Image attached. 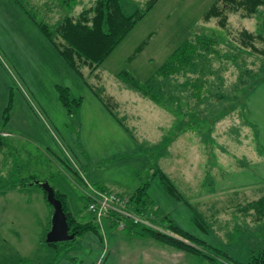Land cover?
<instances>
[{"label":"rangeland","instance_id":"1","mask_svg":"<svg viewBox=\"0 0 264 264\" xmlns=\"http://www.w3.org/2000/svg\"><path fill=\"white\" fill-rule=\"evenodd\" d=\"M51 1L59 5L62 0H47L40 5L43 9L50 8ZM89 1L92 4L95 2L71 0L70 3L86 7ZM147 1L123 0L130 14L143 8ZM192 1H164L153 8L100 67L99 73L103 78L100 85L119 103L116 114L138 137V150L148 154L151 162L161 167L191 206L202 214L207 230L202 231L193 221L194 211L186 203L171 197L165 185L155 179L150 195L160 209L159 216L169 215V219L183 231L213 248L226 251L233 261L246 263L253 252L264 249V217L246 209L249 203L264 197V145L259 139L260 127L256 126L248 107L257 89L264 88V56L244 46L240 34L243 29L260 33V21L259 18L243 19L241 14H236L234 18L229 13L227 27L222 28L218 19L205 21L204 15L209 9L206 11L205 6L197 2L191 5ZM39 3L37 0H0V134L9 143V147L0 151L5 154V157L0 155V179L46 177L49 173V182L55 192L59 193L61 181L69 189L79 219L88 222L86 201L54 163L58 158L64 160L66 164L62 163L71 166L82 181L63 148L76 164L79 161L68 149L65 137L56 129L61 125L69 138L74 135L77 144L81 141L82 145L80 124L75 115L70 116L72 122H62L63 118L53 112V120L51 114L39 105L35 92L29 87V70L32 69L30 65L35 52L29 40L37 39L32 38L34 33L29 31L31 20L23 9L29 11L36 8L35 16L30 13L43 20L38 10ZM203 37L214 38L217 44L210 52H200L192 67H184L169 77L161 78L159 84L164 87L162 104L145 99L117 77L118 73L127 70L140 82L149 81L183 43L197 42ZM142 45V51L129 63V58ZM256 46L264 50L263 42H258ZM252 73L260 74L258 78L263 80L245 99V91L254 83ZM78 89L75 86L71 93H76ZM53 95L49 88L45 91L49 102ZM140 96L142 99L138 101ZM220 96L228 99H219ZM53 104L51 109L57 103ZM8 107L11 108L8 124L3 127ZM31 122L34 128H29ZM16 127L21 131H16ZM6 132L10 133V138L4 135ZM77 165L80 166L79 163ZM36 201L32 197L33 214L40 216ZM9 214L8 224L16 220L11 218L15 216L18 221L24 217L29 219V210L26 212L20 205H12ZM43 224L42 221L41 233L36 224L30 228L29 224L25 226L26 232L19 238L21 243L34 239L37 247L30 261L18 264L223 262L165 245L158 249V245L155 248L148 237L124 238L129 234L127 230L109 227L107 222L104 232L97 225L99 233L79 235L68 246H50L45 242L47 233ZM20 225L16 221L17 231L24 227ZM29 231L33 236L29 237ZM0 236L7 240H2L4 255L6 242L10 248L11 242L8 241H16V236ZM229 264H233L232 261Z\"/></svg>","mask_w":264,"mask_h":264},{"label":"trees","instance_id":"2","mask_svg":"<svg viewBox=\"0 0 264 264\" xmlns=\"http://www.w3.org/2000/svg\"><path fill=\"white\" fill-rule=\"evenodd\" d=\"M159 1L160 0H148L143 8L130 14L127 12L123 0H97L92 7L83 11L78 17H67L55 29H52L47 23L38 21L26 8H24L23 11L62 57L65 63L82 80L93 96L117 119L114 114L113 98L108 95L106 89L100 85L102 77L98 71L104 62L128 37L136 25L148 15ZM229 13L234 15L241 14L243 19L259 18L261 26L260 33L256 34L243 29L241 30L240 36L244 46L249 47L252 52L264 56V50H259L256 46L258 42L264 43V0H218V2L205 13L204 20L211 21L212 19H218L220 26L226 28L229 20ZM216 44L217 42L214 38L210 39L207 37L198 38L197 42L187 41L183 43L174 52L169 61L158 70L157 74L144 83L136 79L127 70L118 73L117 77L122 83L129 86L141 96L155 103L162 104L164 100L161 92H164V87L159 84L161 78L169 77L184 67H192L194 60L200 55V52H210ZM143 47L144 45L136 50L133 57L129 58V63L135 59L142 51ZM251 76L254 83L250 85L249 90L245 91V99L250 97L251 92L257 89L263 80V78H258L260 77L258 73H252ZM91 80H94V82ZM57 93L59 94L62 106L68 112L69 116L77 115L84 104V98L74 96L69 87L59 86L57 87ZM219 99H228V97L220 96ZM10 110L11 108L8 107L4 123L2 124L3 127H6L8 124ZM117 121L123 125L118 119ZM7 147H9L8 141L0 134V151H3ZM116 160H118V158L103 162L97 165V167L101 168ZM61 161L65 163L64 160ZM155 179L160 180L165 185L171 197L175 198L177 201L186 203V205L194 211L193 221L195 220L197 226L202 231L206 232L207 229L203 225L202 214L191 206L190 202L177 189L161 167L152 162L148 173L144 176L142 185L128 194L131 211L153 223L159 212V209L156 207V204H154V200L150 195V188ZM37 180L39 179L36 177H18L9 180L0 179V192L24 187L40 188L33 185ZM44 194L46 196L45 192ZM56 197L63 203L71 234L75 233L77 238L79 235L89 232L99 233L97 224L94 221L85 224L79 223L68 213L63 195L56 192ZM48 206L52 210L51 205L48 204ZM246 209L247 211H254L256 215L260 217H264V197L249 203ZM151 214L154 218H150ZM161 219L162 221L160 223L158 222L159 224L154 222V225L162 229V231L155 230L142 224H134L126 220V227L124 230H127L129 233L127 235L129 236L148 237L187 254L223 260V262L220 261L221 263L219 264H229L230 261H232L233 264H264V249L253 252L246 263L233 261L226 251L213 248L201 239L180 229L173 220L169 219V215L167 217H161ZM120 220L121 218L115 216V219L108 218L107 223H109L110 227L119 228ZM75 240L57 244L68 246ZM57 244L49 245L57 246Z\"/></svg>","mask_w":264,"mask_h":264},{"label":"crops","instance_id":"3","mask_svg":"<svg viewBox=\"0 0 264 264\" xmlns=\"http://www.w3.org/2000/svg\"><path fill=\"white\" fill-rule=\"evenodd\" d=\"M37 1L39 3V0ZM70 1L71 0L59 1V5L54 4L51 1V7L43 9L40 4H45L47 0H41L38 5V10L42 15L43 20H38L37 18L36 19L40 22L47 23L51 28L56 27L57 25L59 26L67 17H78L83 11L92 7L97 0H95L93 4L91 1H89V6L86 7H84V5L82 4H79V6L78 4L73 5L70 3ZM164 1L170 0H160L156 6H158L160 3H163ZM196 2L198 4L204 5L207 11L215 3H217L218 0H193L191 2V5ZM35 9L36 8H34V10ZM34 10H29V12L34 15ZM233 17L235 18L237 16L233 14ZM29 25V31L34 33L32 38L37 39L29 40V43L33 45V49L35 51L33 52V62L30 65L32 69L29 70V87L35 92L36 99H38L37 101H39V105L43 107L48 114H51L53 120H55L53 118L54 112L59 117L63 118L62 122H66L67 120L68 122H72L68 112L64 109L60 102L56 88L59 86L69 87L71 91L75 88V86L79 88L78 91L76 93L73 92V94L76 97H83L84 104L77 115L74 116V118L80 124L79 133L83 144L81 145V141L80 144H77V139H75L74 135L69 138L65 133L64 127L60 128L61 125L59 126V128L56 127V129L63 137H65L66 143L69 146L68 149L72 150V153L79 161L78 163L80 165L79 167L81 172L89 182L97 187L110 189L121 194H126L128 196V194L142 185L144 176L149 171L151 159L149 156L143 154L138 150V146L136 145L137 142H139L138 137L116 114V109L119 108V103H117L116 99L112 97L114 104V114L123 125H121L117 121V119L105 109L101 102L93 96V94L85 86L82 80L65 63L62 57L57 53V51L53 48V46L49 43L45 36L35 27L32 21L29 22ZM101 80L103 81V78ZM102 81L100 82V84L102 83ZM48 88L54 92L53 97H51V102H49L45 96V91ZM142 97H137L138 101H140ZM55 102L57 103L55 105V108L51 109V105ZM248 107L249 111L252 114V117L254 118L253 120L256 126L258 128L260 127L259 139H261L260 141L261 143H263L262 145H264V88L257 89V92L251 99ZM32 116L33 119L37 120L34 115ZM30 127L34 128L33 122L29 124V128ZM16 131L21 130L18 129ZM8 134L10 133H4L7 138H10ZM44 134L49 138L46 132ZM43 141L46 142L47 140L44 138ZM0 155L5 157V154L0 153ZM114 158H118V160L112 161L101 168L97 167V165L103 162L110 161ZM50 159L53 162L52 158ZM57 162H54L55 166H57L59 168V171H61L70 179L72 185L75 187V189H77V191L81 193V197L82 199H84L83 194L79 188V185L82 184V181L79 178V174L75 172L71 166L63 164L59 158L57 159ZM49 177H51V175L48 173L46 174V177L37 178H40L39 180L42 181H50ZM60 182L59 189H57L58 192L61 193L65 198L68 213H70L71 216L79 223L85 224L94 221V217L88 212L86 205L85 211L87 215H89V221L81 222L77 213L78 209L73 205L74 202L71 198V195L69 194L68 187H64L63 183L61 184ZM36 188L37 187H24L16 190L0 192V235L12 234L16 236V238L14 239L16 241H8L11 242L10 248H8V243L6 242L7 240L5 238L2 239V237L0 236V264L24 263L27 262L31 256H33V252L37 247V245H35L34 243V239L29 241L24 240L25 242L22 243L19 239L21 237L20 234H24L26 232L25 226H27L28 224L29 228L32 227L33 224H36L38 230L41 233L40 224L43 221V227L46 230L45 232H49L51 226L52 211L48 206V202L46 200L44 192ZM32 197L34 200H37V212H39L40 216L33 214L35 201L32 202ZM12 205H20V208H24L26 212L29 210V219L27 217H24L22 221H18L17 217L15 216L11 218H14L16 220L8 224L7 218L10 215V207ZM8 208L9 210H7ZM16 221L19 225L20 222H22V225L20 226H24L18 231L15 229ZM161 221L162 219L158 214L153 223L155 222L157 224ZM31 236L33 235L29 231V237ZM123 237L127 239L147 238L129 235ZM123 237H121V240H124ZM2 240H6L5 242L7 244V250H5L6 254L4 255H2ZM150 241H152L151 243L155 246V248L156 245H158V249L161 248V245L164 246V244L154 239L150 238ZM30 263L31 262H29V264ZM139 263L146 264L145 262H136L135 264ZM155 263L159 264L157 262Z\"/></svg>","mask_w":264,"mask_h":264},{"label":"built area","instance_id":"4","mask_svg":"<svg viewBox=\"0 0 264 264\" xmlns=\"http://www.w3.org/2000/svg\"><path fill=\"white\" fill-rule=\"evenodd\" d=\"M63 150L65 151L64 153H66L70 164L81 175L83 184L79 188L87 203V210L94 217V222L101 227L103 232L105 222H107L108 218L115 219V216L121 218L118 228L121 231L126 227L125 220L162 231V229L154 225V223L148 219H144L131 211L129 196L110 189L97 187L89 182L67 150L65 148H63ZM150 218H154L152 214L150 215Z\"/></svg>","mask_w":264,"mask_h":264},{"label":"water","instance_id":"5","mask_svg":"<svg viewBox=\"0 0 264 264\" xmlns=\"http://www.w3.org/2000/svg\"><path fill=\"white\" fill-rule=\"evenodd\" d=\"M46 193V200L52 207L51 226L46 235L47 244H57L71 242L76 239V234L70 233V226L67 215L64 211L63 203L57 199L56 192L50 182L37 180L33 183Z\"/></svg>","mask_w":264,"mask_h":264}]
</instances>
